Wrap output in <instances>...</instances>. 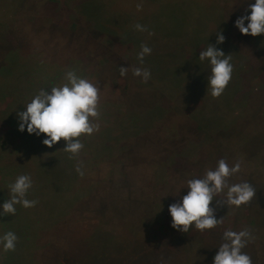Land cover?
<instances>
[{
	"label": "rangeland",
	"instance_id": "1",
	"mask_svg": "<svg viewBox=\"0 0 264 264\" xmlns=\"http://www.w3.org/2000/svg\"><path fill=\"white\" fill-rule=\"evenodd\" d=\"M242 1L0 0V201L20 173L32 176L27 198L37 201L0 216V234L18 236L14 250L0 251V264H212L226 227L247 228L252 239L243 251L264 264V34L234 26ZM97 19L116 21L131 39L93 37ZM216 31L230 47L216 45L230 50L233 74L213 98L197 55L215 43ZM141 43L149 55H188L196 86L161 87L160 96L157 74L151 71L148 84L133 76L132 66L145 67L135 55ZM28 65L32 73L40 66L41 77L27 81ZM69 69L100 87L98 129L79 137L77 156L64 151L63 138L48 146L45 134L18 130L27 99L21 88L12 94L19 83L36 92L59 84ZM11 150L17 152L9 156ZM221 157L240 162L230 182L247 180L255 196L238 208L218 206L223 219L214 229L174 228L167 206L178 196L171 193Z\"/></svg>",
	"mask_w": 264,
	"mask_h": 264
},
{
	"label": "clouds",
	"instance_id": "2",
	"mask_svg": "<svg viewBox=\"0 0 264 264\" xmlns=\"http://www.w3.org/2000/svg\"><path fill=\"white\" fill-rule=\"evenodd\" d=\"M233 23L241 34H264V0H249L243 14ZM134 28L138 31L145 30V26L140 23H136ZM224 40L222 31H216L215 43L207 42L197 55L199 61L207 65L206 87L213 98L224 92L233 74L232 56L216 46ZM151 52L149 45L141 43L135 53L138 65H143L144 57ZM119 71L121 75H126L129 66H120ZM131 73L145 83L152 75L148 67L141 66H132ZM99 91V82L94 83L76 69H69L65 71L61 83L40 88L23 105V109L17 114V128L36 136L45 134L42 143L48 146L63 138L64 151L77 156L84 146L79 137L82 134L91 135L98 129L93 118L100 115ZM240 169L239 161L229 163L221 157L214 166L204 168L199 174L187 175L181 186L171 193L178 196V199L167 206L171 225L182 232H188L190 228L201 232L211 230L222 223L223 217L215 215L218 206L238 208L248 203L256 194L253 185L247 180L230 182V178ZM76 171L79 175H84L79 163ZM32 186L30 174H17L8 183V198L0 201V216L15 214L18 204L24 208L35 206L37 201L27 198ZM182 188L187 189L183 194ZM217 197L221 198L216 199ZM251 239L252 234L247 228H224L219 242L215 244L212 264H252L250 255L243 251ZM17 240L18 236L14 231L3 232L0 234V251L14 250Z\"/></svg>",
	"mask_w": 264,
	"mask_h": 264
},
{
	"label": "trees",
	"instance_id": "3",
	"mask_svg": "<svg viewBox=\"0 0 264 264\" xmlns=\"http://www.w3.org/2000/svg\"><path fill=\"white\" fill-rule=\"evenodd\" d=\"M245 2L243 0L242 3H240L241 8H242V12L245 11V6H246ZM238 3H239L238 1H235V3L233 2L232 5L229 4L228 6H230L232 8L233 6H236V4H238ZM93 10H90V11H93ZM93 14H94V12H93ZM176 21H179V19H177ZM95 24H96L95 28H93L90 31V34L92 36L94 34L96 35V34L104 33V34H101V36L104 37L106 34L107 39L110 42L111 41L112 42H118L120 40L121 41H127V40L131 39V37L129 36V34L127 32H125L123 29H118L121 25L119 23H117L116 21H112V20H108V19H106V21H103L102 19H97V20H95ZM99 31H100V33H99ZM212 43H214V42L212 41ZM222 44L225 46V43H222ZM225 47L230 49L229 46H225ZM229 49H226L227 51L226 50L225 51L229 52V54L232 55ZM191 61H192V59L188 55H186L185 53H182L179 55H176V54L171 55V54H168L166 52V53L152 54V55H148V56L144 57L145 67H148L152 72L157 74V76H159V78H160V79L157 78V83L159 85L158 90H160L157 94L161 96V94L163 92L161 87L170 86V87L178 88L180 86L183 87L184 85L187 87L191 84L196 86V83H198V81L196 80V78H198V77H196L197 68H193L192 66H190ZM197 65L200 66L199 64H197ZM26 70L27 71H26V73H24V78L27 81L30 79H38L41 77V75L43 73L42 68L40 66L37 68L38 72H36V73L31 72V70H33V68L29 67V65L26 68ZM199 79H202V78L200 77ZM160 81H163V82L160 83ZM149 82H150V80H148L146 82V84H148ZM19 84H20L19 86H21V87H16V88L14 87L12 94H16V92L19 90V88H21L24 91H18V94L21 93L20 95H22V93H23L24 95L21 97H25L28 101L31 98V96L36 93L34 86L30 85V87H28V86L24 85V84H29V83H24V84L19 83ZM22 85H23V87H22ZM158 103H161V102L158 101ZM18 148H20L19 145H18ZM15 152H17V150L16 151L15 150L14 151L13 150L8 151L9 156Z\"/></svg>",
	"mask_w": 264,
	"mask_h": 264
}]
</instances>
